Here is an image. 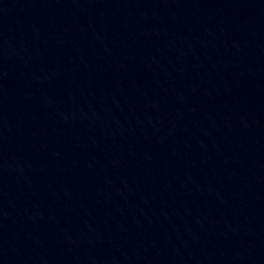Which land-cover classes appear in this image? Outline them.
<instances>
[{
  "label": "water",
  "instance_id": "water-1",
  "mask_svg": "<svg viewBox=\"0 0 264 264\" xmlns=\"http://www.w3.org/2000/svg\"><path fill=\"white\" fill-rule=\"evenodd\" d=\"M0 264H264V0H0Z\"/></svg>",
  "mask_w": 264,
  "mask_h": 264
}]
</instances>
